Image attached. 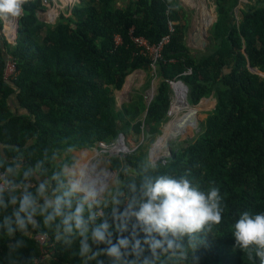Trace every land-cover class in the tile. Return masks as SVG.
Segmentation results:
<instances>
[{"label": "trees", "instance_id": "16d2710c", "mask_svg": "<svg viewBox=\"0 0 264 264\" xmlns=\"http://www.w3.org/2000/svg\"><path fill=\"white\" fill-rule=\"evenodd\" d=\"M122 1L80 0L71 16L61 14L50 24L37 16L43 0H27L17 44L1 34L0 19V144H23L34 136L40 147L67 139L95 150L100 142L113 145L133 132L144 137L124 155L135 166L148 154L146 143L154 142L169 121L171 82L188 86L192 107L213 95L217 104L200 132L185 146L172 144V156L164 158L167 167L161 171L179 175L191 168L202 184L214 180L220 188L222 222L203 238L195 264H258L234 250L231 226L242 211L264 212V0H216L217 22L206 50L187 44L191 21L182 0ZM116 35L122 43H116ZM168 35L171 41L155 69L134 36L155 46ZM10 56L17 76L7 79ZM137 71L148 75L142 91L159 80L155 96L149 103L138 92L120 108L117 92ZM193 126H187L190 135ZM119 156L111 158V166ZM49 237L46 248L53 254L46 260L35 235L26 238L22 259L81 264L75 246ZM7 247V238L0 236V264H8Z\"/></svg>", "mask_w": 264, "mask_h": 264}, {"label": "clouds", "instance_id": "9594fccd", "mask_svg": "<svg viewBox=\"0 0 264 264\" xmlns=\"http://www.w3.org/2000/svg\"><path fill=\"white\" fill-rule=\"evenodd\" d=\"M25 3L0 0V19L20 17ZM164 156L149 152L132 166L121 154L109 166L100 153L67 139L44 147L34 136L0 144V236L8 240V264H34L20 255L34 235L75 246L81 264H195L203 238L222 222L223 197L214 180L205 186L191 168L161 171ZM231 234L234 250L264 264V212H240Z\"/></svg>", "mask_w": 264, "mask_h": 264}, {"label": "rangeland", "instance_id": "374dc122", "mask_svg": "<svg viewBox=\"0 0 264 264\" xmlns=\"http://www.w3.org/2000/svg\"><path fill=\"white\" fill-rule=\"evenodd\" d=\"M190 1H195L196 0H190ZM200 1V0H199ZM205 2L206 7H200V9L203 10V15H204V20L205 22L203 29L206 30V34L208 36V39L211 40V38L214 35L215 32V24L214 21L216 20V16H217V4H216V0H203ZM122 0H120V4H122ZM240 2L245 3L247 2V0H240ZM183 5L187 8L188 12H189V16H190V21H191V29L189 32V37L187 39V44L188 46L191 45V35L194 32L195 28H196V20H197V15H198V11L195 7H192V5L187 1V0H182ZM241 7V6H240ZM206 8V9H205ZM207 13V14H206ZM58 20V19H57ZM56 20H54L53 22H49L50 24H55ZM216 23V22H215ZM12 42L16 43L17 40L16 39H12ZM13 43V44H14ZM17 44V43H16ZM191 49H195V48H191ZM195 50H201V48H196ZM10 62V61H9ZM255 74H259V72L255 71ZM264 74H262L263 76ZM148 82V75L147 73H145L144 71H137L135 73H133L127 80L126 85L124 87V89L122 91H118L117 92V98H118V105L121 108L125 103H128L131 101V99H133V97L138 93L141 92L142 89L144 88V85ZM159 80H154L153 82V87L155 89L156 92V87L158 84ZM152 88H150L149 90H144L141 93L146 95V99L150 98L151 95V91ZM174 91V87L172 89V102H175V91ZM15 98V97H14ZM217 104V101L215 99V97L211 96L210 98L206 99L203 101V103L201 105H198L194 108H198V116L200 119V123H199V127L197 130H191L192 131V135H190V130L187 128V126H193L197 119L194 116L189 117L188 116V112H194L193 108L191 106L186 107L183 110V114H179L178 116H172L170 119L169 116V121L167 124H165V126H163L162 128V134L154 141V142H148L147 144V148L146 151L149 153H153L156 149V147L159 145L161 139L163 138L164 134L169 130L170 127L173 126V124L178 123L177 125H182V121H184V115L187 114V116L190 119V122H187L184 124V126L181 128L183 133H189L190 137L188 139L181 137V138H175L173 140H171L169 142L170 146H172V144H179V145H183L185 146L187 144L188 141L192 140L199 132H200V124L208 117L209 113L215 108ZM21 113H24L23 110L20 111ZM195 131V132H194ZM157 141V142H156ZM125 142H126V146H127V151L126 152H119V155L123 154H129L131 152H133L134 150H136L139 145H141L144 142V137H137L133 132H131L128 136L125 137ZM156 142V143H155ZM117 143V142H116ZM155 143V145H154ZM97 148L94 150L97 152ZM99 152V151H98ZM102 152V151H101ZM101 152H99L100 154H102ZM166 152V151H165ZM118 154V153H117ZM119 155H113L111 156L110 153H105L103 155V158L105 160V162H107L109 164V166H111L110 164V160L112 157L114 156H119Z\"/></svg>", "mask_w": 264, "mask_h": 264}, {"label": "built area", "instance_id": "2783aa9c", "mask_svg": "<svg viewBox=\"0 0 264 264\" xmlns=\"http://www.w3.org/2000/svg\"><path fill=\"white\" fill-rule=\"evenodd\" d=\"M80 0H43V6L45 10V22H53L56 20L55 24L60 18L61 14H64L65 16H71L72 15V8L73 6L79 2ZM56 10L57 15L55 16ZM19 18H8V19H1V22L3 23L1 28V34L6 37V39L13 44L12 39H18V33H19V27H18V21ZM58 19V20H57ZM171 32H175L174 28V22H171ZM135 41L142 47V51L144 54L149 55L153 59V67L156 69L157 62L162 58L163 56V50L165 45L170 43L171 41V35H168L163 39V41L159 45H151L150 41L144 37H136L134 36ZM116 43L120 44L123 42V38L121 35H116L115 37ZM17 43V42H16ZM14 43V44H16ZM9 65L7 69L6 77L7 79L14 78L17 76V67L16 63L10 56ZM174 82H171V85H173ZM170 113V112H169ZM116 144V143H115ZM115 144L113 145H107L106 143L100 142L98 144V150L99 152H105V153H112V149L115 147ZM36 240L41 244L43 249V260H46L50 253H52L50 250L46 248V246L50 242V237H48L47 241H44L39 235H35ZM53 254V253H52Z\"/></svg>", "mask_w": 264, "mask_h": 264}, {"label": "bare ground", "instance_id": "6f19581e", "mask_svg": "<svg viewBox=\"0 0 264 264\" xmlns=\"http://www.w3.org/2000/svg\"><path fill=\"white\" fill-rule=\"evenodd\" d=\"M191 5L192 7H195L198 11V14L201 16L202 18V32L204 33V35L206 34V30L203 29L204 27V15H203V10L200 9V7H205V2L203 0H196L195 1H190V0H187ZM57 10L55 12V16L57 15ZM217 22V21H216ZM216 24V23H215ZM174 87V91H175V102H172V106H171V109H170V119L172 116H178L179 114H183V110L188 107V106H191L190 104H188L187 102V93H186V89L185 87L180 84V83H177V82H174L173 85H172V89ZM206 100V99H203L199 105H201L203 103V101ZM192 107V106H191ZM194 108V107H192ZM195 110H198V108H194ZM188 116L189 117H192L194 116V113L193 112H188ZM187 116V114L184 115V121H182V125H177L178 123H175L173 124L172 127L169 128V130L164 134L163 138L161 139L159 145L156 147L155 151H154V155H158L160 153H165V151L167 150V147L169 144V142L175 138H181V137H184L186 139L189 138V133H183L182 132V127L184 126L185 123L187 122H190V119L189 117ZM198 121H196V123L194 124L193 128L194 130H197L198 127H199V117H197ZM127 151V146L125 144H123L122 141H118L116 144H115V147L112 149V153L113 154H117L119 152H126ZM98 152V151H97ZM99 153V152H98Z\"/></svg>", "mask_w": 264, "mask_h": 264}, {"label": "water", "instance_id": "95a60500", "mask_svg": "<svg viewBox=\"0 0 264 264\" xmlns=\"http://www.w3.org/2000/svg\"><path fill=\"white\" fill-rule=\"evenodd\" d=\"M37 16H38V18L41 20V21H45L46 20V18H45V10H41V11H39L38 12V14H37ZM217 21V16H216V20H215V22ZM20 20L18 21V27H19V29H20ZM202 30V18H201V16L198 14L197 15V20H196V28H195V30H194V32L192 33V35H191V45L189 46L190 48H201V50H206L207 49V47H208V45H209V39H208V36H207V34H205L204 35V33L201 31ZM253 71L255 72H258V70H256V69H253ZM128 80V79H127ZM177 83H180V84H182L184 87H185V89H186V93H187V102H188V104H190V102H189V100H188V86L184 83V82H182V81H177ZM151 88H152V92H151V95H150V98L148 99V101H149V103L153 100V98H154V96H155V89H154V87H153V84H152V86H151ZM212 97H213V95H212ZM210 98V97H209ZM203 99H208V98H203ZM203 99H201V101L203 100ZM200 101V102H201ZM200 104V103H199ZM198 104V105H199ZM197 106V105H196ZM169 115H170V113H169ZM148 137H149V135H148ZM159 139V138H158ZM158 139H157V141H158ZM118 141H122L123 142V144H126V142H125V136L124 135H121L120 137H119V139L117 140V142ZM156 141V142H157ZM155 142V143H156ZM155 143H154V145H155ZM102 154V157H103V155H104V152H101ZM110 155L111 156H113V155H119V153L118 154H113V153H110ZM172 156V149H171V146L170 145H168V147H167V150H166V152H165V156H164V158H168V157H171ZM104 159V158H103Z\"/></svg>", "mask_w": 264, "mask_h": 264}, {"label": "flooded vegetation", "instance_id": "af4514ba", "mask_svg": "<svg viewBox=\"0 0 264 264\" xmlns=\"http://www.w3.org/2000/svg\"><path fill=\"white\" fill-rule=\"evenodd\" d=\"M205 7H206V5H205ZM206 9V8H205ZM207 14V13H206Z\"/></svg>", "mask_w": 264, "mask_h": 264}]
</instances>
